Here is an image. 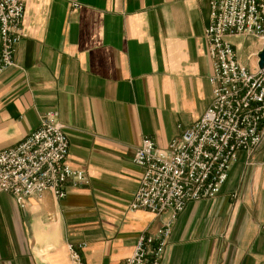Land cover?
<instances>
[{"label":"crops","instance_id":"obj_1","mask_svg":"<svg viewBox=\"0 0 264 264\" xmlns=\"http://www.w3.org/2000/svg\"><path fill=\"white\" fill-rule=\"evenodd\" d=\"M209 16L206 0L27 2L15 66L0 74V152L55 113L88 183L26 209L0 193V264H71L70 245L84 264H125L172 221L130 210L133 159L145 138L168 149L211 106ZM162 264H264V141L238 155L215 199L178 215Z\"/></svg>","mask_w":264,"mask_h":264},{"label":"built area","instance_id":"obj_2","mask_svg":"<svg viewBox=\"0 0 264 264\" xmlns=\"http://www.w3.org/2000/svg\"><path fill=\"white\" fill-rule=\"evenodd\" d=\"M29 0H0V74L15 66L17 47L25 37ZM205 31L213 65V101L202 118L161 149L145 138L134 156L141 181L129 208L156 216L171 213V222L153 236H141L125 264H162L172 224L191 202L215 199L241 152L250 155L264 141V67L252 72L237 57L229 40L248 36L262 43L253 54L260 64L264 50V0H206ZM76 7H78L76 5ZM70 141L57 114L41 120L40 129L19 146L0 152V193L14 197L21 209L28 200L51 193L64 200L66 188L88 183L86 173L69 163ZM71 264H84L68 247Z\"/></svg>","mask_w":264,"mask_h":264},{"label":"rangeland","instance_id":"obj_3","mask_svg":"<svg viewBox=\"0 0 264 264\" xmlns=\"http://www.w3.org/2000/svg\"><path fill=\"white\" fill-rule=\"evenodd\" d=\"M237 53L238 60L246 65L252 72L258 69L259 62L253 53L262 47V43L253 37L240 36L229 40Z\"/></svg>","mask_w":264,"mask_h":264},{"label":"water","instance_id":"obj_4","mask_svg":"<svg viewBox=\"0 0 264 264\" xmlns=\"http://www.w3.org/2000/svg\"><path fill=\"white\" fill-rule=\"evenodd\" d=\"M259 59H260V68H263L264 67V50L260 53L259 55Z\"/></svg>","mask_w":264,"mask_h":264}]
</instances>
